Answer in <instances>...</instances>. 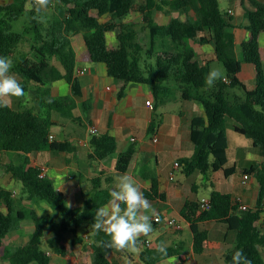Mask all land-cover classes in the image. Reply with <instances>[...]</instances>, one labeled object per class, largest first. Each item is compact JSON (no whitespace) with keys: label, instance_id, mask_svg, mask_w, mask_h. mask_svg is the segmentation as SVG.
I'll list each match as a JSON object with an SVG mask.
<instances>
[{"label":"trees","instance_id":"trees-1","mask_svg":"<svg viewBox=\"0 0 264 264\" xmlns=\"http://www.w3.org/2000/svg\"><path fill=\"white\" fill-rule=\"evenodd\" d=\"M60 1V19L53 21L48 38L43 36L39 20L34 15L36 9L31 10V24L28 25L41 42L35 47L34 56H22L15 60L13 73L25 94L31 91L30 84L33 83L36 96L33 104L19 103L14 106L8 103L3 106L0 102V152L19 153L27 163L26 157L36 151L69 150L68 141H57L50 135L56 126L54 113L73 117L70 112L75 101L63 90L62 95L55 96L52 86L61 81L71 86L73 96L82 95L81 83L76 75L77 54L71 40L82 35L90 61L104 63L109 76L120 85L119 99L124 97L128 85L135 83L150 87L157 103H163L179 91L182 99L195 100L202 105L206 115L192 120L191 137L195 151L192 158L185 159V173L200 171L208 176L223 171L228 177L235 172V167L227 166L229 123H233L236 132L246 135L255 147L261 149L263 160L258 165L261 185L258 207L239 211L241 202L232 194L212 190L210 210H202L198 201L188 200L181 215L191 223L196 254H202L210 242L209 232L201 230L199 222L216 220L226 224L229 231L236 232V245L226 254V264H231L237 250H243L251 264H264V36L261 35L264 33V2L245 0L253 6L245 9L250 35L242 43L241 58L238 59L235 36L230 30L233 27L232 17L222 12L220 0H146L139 9L146 27L141 31L128 23L132 12L137 10V0ZM29 2L35 3V0H14L0 5V57L12 58L23 42L25 34L17 30V26L23 20ZM156 10L166 14L171 10L176 13L168 24H160L154 18ZM192 11L197 14L195 19ZM106 16L109 18L102 21ZM208 35L215 44L217 60L223 63L226 78L230 80L226 82L221 77L211 87L205 83L212 70L211 61H202L192 46L196 41L207 42ZM144 54L149 58L143 60ZM52 57H58V63L53 64ZM243 62L255 68L254 89H248L239 78ZM237 86L244 90L245 98L232 101L230 91ZM155 129L156 124L152 122L148 133H153ZM90 143L94 151L91 155L100 159L117 151V139L109 133L93 134ZM135 154L133 145L120 153L116 169L121 173L127 172ZM257 169L251 168L252 171ZM9 170L14 178L24 182L25 194L32 199L49 202L60 210L63 217L62 221H57L53 215H38L35 211L26 210L17 214L13 210L12 192L0 187V201L5 202L8 210L7 213L0 210V249L5 246L7 236L19 227L21 220L30 217L35 222V231L28 242L9 253L11 264H51V256L42 249L47 230L56 235L50 241L51 246L60 255H66L78 240L70 243L64 233L82 225L91 228L96 209L111 199L110 191L97 189L93 198L85 201L83 209H75L68 205L62 192L56 191L53 182L41 178L39 171L33 167L25 169L24 163H21ZM144 176L151 180L144 196L152 200L165 199V194L160 192L159 179L149 172ZM95 234L100 244H94V263L112 264L108 253L113 248L102 243L111 238L102 231ZM166 251L167 255H164L147 249L141 256L147 264H158L160 258L178 252L174 248Z\"/></svg>","mask_w":264,"mask_h":264},{"label":"crops","instance_id":"crops-1","mask_svg":"<svg viewBox=\"0 0 264 264\" xmlns=\"http://www.w3.org/2000/svg\"><path fill=\"white\" fill-rule=\"evenodd\" d=\"M14 0H0V5L10 4ZM221 1V0H220ZM227 7L224 13L232 17L233 27L230 29L235 36L236 55L241 58V45L246 40L250 32L247 29L248 19L245 14L246 8H253L249 1L245 0H224ZM264 2V0H261ZM221 6V5H220ZM157 13L154 12V18L157 20ZM157 22V21H156ZM169 23V22H168ZM160 23V24H168ZM71 38L77 58L88 59L87 48L83 38L82 43L78 39L77 44L75 38ZM83 37V36H82ZM264 41V38H263ZM192 46L196 50L197 55L202 61L217 60L216 47L208 35L207 42H193ZM264 58V45L262 46ZM90 60V59H89ZM92 62V61H91ZM212 69V65H211ZM80 71H83L80 73ZM76 75L81 83L82 95L73 96L70 85H65L61 81H57L52 86L55 96L62 95V90L66 91L74 101L75 106L72 107L70 113L73 117L56 112L54 113V121L56 126H61V132L64 137L59 139L60 133L52 128V135L57 141H68L69 150L66 152L44 150L36 151L26 158L15 152H0V187L12 192L13 210L15 213L20 211H35L38 215H54L53 205L41 199H32L29 194L14 187V178L9 168L24 163L25 169L32 167L34 164L47 168V179H50L56 191L62 192L67 199L70 207L75 209H83L85 201L93 198L97 189L112 191L119 175L127 173L136 182L140 191L148 189L151 180L144 174H152L160 181V192L165 194V199H149L145 197L156 209L157 217L161 221H152L153 231L147 237L141 236L138 251L132 252L128 250H116L113 248L108 253V258L112 264H147L141 253L147 249H152L155 253L157 245L162 242L166 245V249H177V253H173L167 258H160L158 264H226L225 256L234 249L236 245V232L229 231L226 224L208 220L199 222L201 230H207L210 235L208 248L202 254H196L194 251V235L191 229V223L182 217L181 211L188 200L200 201L205 195L199 196V180L204 176V184L210 189V194L206 198H210L211 191L217 190L230 193L233 197L248 205L251 208L259 206L260 181L258 174L260 165L263 160L262 151L259 147H255L252 140L246 135L235 131L233 123H229L227 134L229 137L228 167H235V172L226 177L225 181L216 183V179H220L219 172L204 175L200 171H194L192 174L184 172L185 159H190L194 155L195 144L192 141V120L195 117H205V111L201 104L195 100H188V105L184 109H166L162 110L160 116L156 119L159 106L150 87L140 84L131 83L126 88L124 97L118 98V90L120 85L107 72L104 63H94L90 67H79L76 64ZM226 76L223 77L225 79ZM239 78L248 89L256 87V73L245 72L244 65ZM239 86L232 88L235 98L244 100L238 95ZM231 92V91H230ZM151 101V104L147 102ZM28 103V101H26ZM25 104V103H24ZM56 114L61 115V119ZM83 116L85 118H83ZM68 118L70 121H68ZM77 121H83L80 126L75 125ZM65 122H68L65 124ZM152 122H155L156 129L152 133L151 143L146 140L148 129ZM70 124V131L66 130ZM96 126L99 129L98 134L109 133L117 139V151L104 159H100L95 155L93 147L90 143L93 134L91 127ZM157 136L158 141H154ZM136 148V154L130 164L127 172L121 173L116 169V163L119 154L126 151L130 146ZM20 157L17 161L16 155ZM179 162L180 166L176 167ZM238 164L243 165L240 168V180L232 179L237 174ZM259 168L252 171L251 168ZM178 171L182 174L179 175ZM12 177L7 182V179ZM108 203V202H107ZM105 203V204H107ZM104 204V205H105ZM263 218H264V200H263ZM261 204V205H262ZM103 205V206H104ZM102 206V207H103ZM123 208L124 205H121ZM0 210L8 212L4 201H0ZM27 217L26 219H29ZM24 219V220H26ZM62 221L61 218H56ZM175 219L181 225V229H176L168 223L169 220ZM24 220H21L18 228L14 229L5 239L22 229ZM86 230L79 233V227L70 230V239L65 234V239L73 243V248L66 255H60L52 250H45L51 256V264H95L94 263V244H100L97 241L96 234L88 225H84ZM23 230V229H22ZM35 231V227L31 229L30 235ZM51 232V230H48ZM47 231V232H48ZM69 231V230H68ZM67 231V232H68ZM48 240L56 238L47 237ZM146 240L151 241V245L145 244ZM63 256H66L63 258ZM155 256V255H154ZM153 256V258H154ZM69 261H63L69 259ZM62 261L63 263L59 262ZM65 262V263H64Z\"/></svg>","mask_w":264,"mask_h":264},{"label":"rangeland","instance_id":"rangeland-1","mask_svg":"<svg viewBox=\"0 0 264 264\" xmlns=\"http://www.w3.org/2000/svg\"><path fill=\"white\" fill-rule=\"evenodd\" d=\"M146 2V0H137V10L132 12V16L129 20V24L132 25L136 30L138 29V31H141L142 29H145V23L143 20V15L140 12V6L142 4H144ZM61 1L60 0H50V3L48 5V7L46 9H41L39 11V13L37 12L35 3H28V10L25 13V16L22 17V21L21 23L17 26V30L22 31L25 35V38L23 40V42L21 43V45L19 46L17 52L14 54V56L11 58L12 60V68L10 70V74H14L13 73V69L15 66V60L19 57L22 56H34L35 55V47L39 45V43L41 42L40 39H37L35 32L32 30L31 26L29 27V25L31 24L30 22V18H31V10L32 9H36L34 15L35 17H37V19L39 20L40 23V27L43 33V36L45 38H48V32L50 30V28L52 27V23L55 19H60V9H61ZM220 5H221V10L222 12H225L226 7H227V2L224 0L220 1ZM155 12V11H154ZM157 13V22L158 23H168L171 20V16L173 14H175L176 12L172 11L169 14L163 13V12H159L156 10ZM191 15L193 17V19H195V15H197L194 11L191 12ZM109 18V16L103 17L101 20L105 21ZM29 24V25H28ZM28 25V28L25 29V27ZM119 29H117L116 33H118ZM146 35V33H144ZM78 39L80 41V44L83 41V37L80 36L79 38H75V43L77 44ZM237 57H239V54L236 55ZM149 58L147 57L145 54L143 56V60L144 58ZM52 63H58L59 58L58 57H52L51 58ZM150 62V61H148ZM92 64V62L88 59H82V58H77V68L79 67H85L88 68L90 67V65ZM143 64H147L148 63H144ZM212 65V70L216 69L221 73V77L227 76V72H226V68L224 67L223 63L220 62L219 60H215L211 62ZM244 65V70L245 72H249L251 73L253 70V73L255 75V68L252 64L243 62ZM31 87V91L26 92V94L24 96H21L19 98L17 97H12L9 104H12L14 106L19 105V103H26V101H28V103L33 104L34 103V99L36 96V93L34 92L35 89V85L33 83L30 84ZM238 95L242 96L243 98H245V92L243 89L239 88L238 90ZM235 93V92H234ZM234 93H232L231 90V94H230V98L232 101H237V100H241L238 98H235ZM188 100H184L181 98L179 91H177L176 93H174L171 97L166 98L162 105L159 106V109L157 111V114L154 115L155 119L157 118V116L161 114L162 110H166V109H184L186 108V106L188 105ZM58 119H61V115L60 114H56ZM83 118H85L83 116ZM158 120V119H156ZM68 121H70V119L68 118ZM83 122V121H82ZM81 121H77L75 122L77 126H80L81 129H84V126L82 125ZM68 122H65V124H67ZM54 130L60 133L59 139H63V134L61 132L62 127L61 126H56L54 127ZM66 130L70 131V124L67 125ZM146 136V140L148 142L151 143V137H152V133L145 135ZM16 155L15 158L18 160H20V157L18 156V154H14ZM19 162V161H18ZM0 164H1V160H0ZM243 165L238 164V169H237V174L232 178L234 180H240L241 174H240V168ZM178 174L181 175L182 172L178 171ZM219 177H221L220 179H216V183L219 184L221 181H225V174L223 171L219 172L218 174ZM12 177H9L7 179V182L9 180H11ZM204 176H201V179L199 180V196L205 195V197H208L210 194V189L208 188V186L206 184H204ZM25 184L22 180H16L14 182V187L18 188V190L23 191ZM53 210H54V215L56 216V218H61L62 214L60 212V210L58 208H55V206H52ZM29 212V211H27ZM54 216V217H55ZM63 218V217H62ZM24 224L22 226V229L20 231H17L16 234H14L13 236H11L9 239H7L5 241V246L3 248L0 249V264H11V258L9 257V253L11 251H14L18 246H22L25 245L29 238H30V232L31 229H33L35 227V222L33 221L32 218L26 219L23 221ZM86 230V227L84 225L80 226L79 228V233H84ZM48 231V230H47ZM64 234H66V236L70 239V230L68 232H65ZM55 234L48 231L47 232V237H53ZM49 238H46L43 240L42 243V249L44 250H52L55 252L54 248L51 246L50 240H48ZM66 256H63V258H65ZM63 261H69L70 262V257L69 259H65ZM61 263H63L62 261H59ZM65 263V262H64ZM60 264V263H57Z\"/></svg>","mask_w":264,"mask_h":264},{"label":"clouds","instance_id":"clouds-1","mask_svg":"<svg viewBox=\"0 0 264 264\" xmlns=\"http://www.w3.org/2000/svg\"><path fill=\"white\" fill-rule=\"evenodd\" d=\"M49 3L50 0H35L37 12L46 9ZM261 35L264 36V33ZM11 68V58L0 57V102L3 106H7L12 97L25 95L16 76L10 74ZM220 78L221 73L213 69L205 78V83L211 87ZM110 196L107 204L96 209L91 228L94 233L102 231L111 238L110 241L102 242L106 247L136 252L140 237H147L153 231L152 221L154 218L158 219L156 209L127 173L118 176ZM157 251L167 255L166 245L163 242L157 245ZM231 264H251V261L243 250H237L232 256Z\"/></svg>","mask_w":264,"mask_h":264},{"label":"built area","instance_id":"built-area-1","mask_svg":"<svg viewBox=\"0 0 264 264\" xmlns=\"http://www.w3.org/2000/svg\"><path fill=\"white\" fill-rule=\"evenodd\" d=\"M82 72H83V71H80V73H82ZM224 80H225L226 82H229V81H230V80L227 79V78H225ZM147 103L150 104V105H152V104H151V101H148ZM91 133H92V134H98V133H99V129H98L96 126H93V127H91ZM50 138H51V139H54V135H50ZM154 141H155V142L158 141L157 136L154 137ZM179 166H180V163L177 162V163H176V167H179ZM32 167H33L34 170L39 171V176H40L41 178H47V168H46V167H44V166H40V165H38V164H34V165H32ZM199 203H200V207H201L202 210H210L211 207H212V204H211V200H210V198H206V197H204V198H202V199L199 201ZM249 208H250V207H249L248 205L241 204V205L239 206V211L248 210ZM155 220H156V221H161V218L158 217V219L156 218ZM168 223H169L170 225H172L173 227H175L176 229H181V225H180L179 223H177L175 219L169 220ZM262 230H263V232H264V221H263V223H262ZM145 244H146L147 246H150V245H151V241H150V240H146V241H145Z\"/></svg>","mask_w":264,"mask_h":264}]
</instances>
